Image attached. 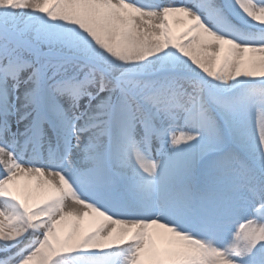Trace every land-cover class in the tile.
<instances>
[{
    "label": "snow or ice",
    "instance_id": "obj_1",
    "mask_svg": "<svg viewBox=\"0 0 264 264\" xmlns=\"http://www.w3.org/2000/svg\"><path fill=\"white\" fill-rule=\"evenodd\" d=\"M0 264H264V0H0Z\"/></svg>",
    "mask_w": 264,
    "mask_h": 264
}]
</instances>
